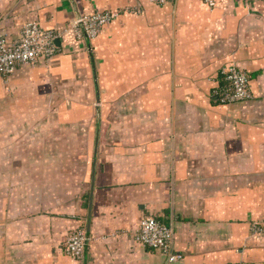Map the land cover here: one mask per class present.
Listing matches in <instances>:
<instances>
[{"label":"crops","instance_id":"crops-1","mask_svg":"<svg viewBox=\"0 0 264 264\" xmlns=\"http://www.w3.org/2000/svg\"><path fill=\"white\" fill-rule=\"evenodd\" d=\"M105 10L96 38L0 75V264H264V0H0V26ZM231 64L253 96L229 105ZM147 215L179 261L135 239Z\"/></svg>","mask_w":264,"mask_h":264},{"label":"built area","instance_id":"built-area-1","mask_svg":"<svg viewBox=\"0 0 264 264\" xmlns=\"http://www.w3.org/2000/svg\"><path fill=\"white\" fill-rule=\"evenodd\" d=\"M150 1L163 4L168 0ZM203 1L210 8H214L218 3V0ZM118 15V11L110 10L84 12L60 30L44 28L40 22L30 20L22 26L14 39H10L0 26V75L7 79L20 66L37 65L40 61L48 62L59 51L57 40L66 34L74 33L79 39L96 38L104 26ZM250 83V73L231 64L221 70L220 85L214 92L222 104L230 105L252 98ZM134 237L144 246L163 253L170 262H177L182 258L174 249L173 228L155 216H144L134 232ZM87 243L86 226L81 224L67 236L64 251L68 256L82 260Z\"/></svg>","mask_w":264,"mask_h":264},{"label":"water","instance_id":"water-1","mask_svg":"<svg viewBox=\"0 0 264 264\" xmlns=\"http://www.w3.org/2000/svg\"><path fill=\"white\" fill-rule=\"evenodd\" d=\"M59 43V40H57V44Z\"/></svg>","mask_w":264,"mask_h":264},{"label":"rangeland","instance_id":"rangeland-1","mask_svg":"<svg viewBox=\"0 0 264 264\" xmlns=\"http://www.w3.org/2000/svg\"><path fill=\"white\" fill-rule=\"evenodd\" d=\"M262 109H264V106L262 107Z\"/></svg>","mask_w":264,"mask_h":264},{"label":"trees","instance_id":"trees-1","mask_svg":"<svg viewBox=\"0 0 264 264\" xmlns=\"http://www.w3.org/2000/svg\"><path fill=\"white\" fill-rule=\"evenodd\" d=\"M152 249V248H151ZM154 250V249H153Z\"/></svg>","mask_w":264,"mask_h":264}]
</instances>
